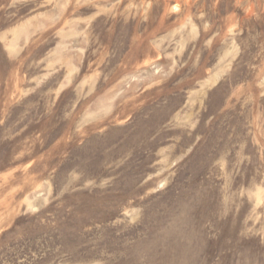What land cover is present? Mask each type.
Masks as SVG:
<instances>
[{"label":"rangeland","instance_id":"rangeland-1","mask_svg":"<svg viewBox=\"0 0 264 264\" xmlns=\"http://www.w3.org/2000/svg\"><path fill=\"white\" fill-rule=\"evenodd\" d=\"M0 264H264V0H0Z\"/></svg>","mask_w":264,"mask_h":264}]
</instances>
